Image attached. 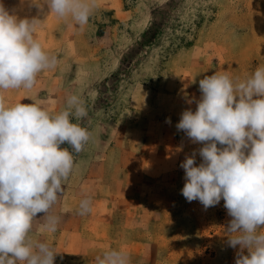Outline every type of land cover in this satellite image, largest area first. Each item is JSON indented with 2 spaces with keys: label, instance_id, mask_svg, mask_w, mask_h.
<instances>
[{
  "label": "rangeland",
  "instance_id": "374dc122",
  "mask_svg": "<svg viewBox=\"0 0 264 264\" xmlns=\"http://www.w3.org/2000/svg\"><path fill=\"white\" fill-rule=\"evenodd\" d=\"M98 2L81 29L49 13L44 0H0L21 18L40 19L37 38L58 57L39 74L38 90H9L7 103L52 107L79 94L88 115L78 122L92 133L73 152L78 167L52 209L61 217L57 232H41L36 221L34 238L58 252L54 264H95L107 249L128 251L131 264H235L239 246L227 243L232 217L223 199L205 209L181 194L180 165L196 151L198 166L203 144L176 125L184 110H196L187 100L200 99L205 76L226 71L243 80L264 65V0ZM85 194L93 210L80 216ZM67 203L77 204L73 217ZM66 225L81 234L61 237ZM69 240L71 250L60 251Z\"/></svg>",
  "mask_w": 264,
  "mask_h": 264
},
{
  "label": "clouds",
  "instance_id": "9594fccd",
  "mask_svg": "<svg viewBox=\"0 0 264 264\" xmlns=\"http://www.w3.org/2000/svg\"><path fill=\"white\" fill-rule=\"evenodd\" d=\"M43 4L58 20L81 29L99 7L98 0ZM40 23L0 3V264H54L58 252L34 238V223L42 221L41 232H57L61 217L52 209L76 166L73 152L79 154L92 139L78 122L88 115L79 94H69L55 113L40 103L9 104L5 99L9 90L30 91L39 74L58 64L37 38ZM199 90V100H187L196 103V110H184L176 125L193 143L203 144L198 166L196 151L180 165L181 194L205 209L223 199L232 217L227 243L239 246L235 264H264V65L243 80L215 72L199 81ZM92 210V198L85 194L78 215ZM39 213L44 215L36 220ZM95 264H131V257L124 249H107Z\"/></svg>",
  "mask_w": 264,
  "mask_h": 264
},
{
  "label": "crops",
  "instance_id": "0c3cea01",
  "mask_svg": "<svg viewBox=\"0 0 264 264\" xmlns=\"http://www.w3.org/2000/svg\"><path fill=\"white\" fill-rule=\"evenodd\" d=\"M56 81H57V78H56ZM41 82V80L39 79V78H37V83H36V85H35V87L32 89V91H34L35 92V90H38V85H39V83ZM47 90H53V88L52 87H49ZM33 102H36V103H39L40 101H38L37 102V100H32L31 102H26V104H31V103H33ZM21 103V102H20ZM23 103H25V102H23ZM53 103V106L52 107H50V105H52L51 104V102H50V104L48 105V106H46V107H48V109H49V111H51V112H53V113H55V112H58L59 110H61L63 107H64V105H65V102L64 103H60L59 105H58V102L57 101H54V102H52ZM76 167H78V165H76ZM77 208V204H72V205H69L68 203H67V205H65V207H64V212L65 213H71L70 215H71V217H73V215L76 213L75 212V209ZM68 214H66V216H67ZM69 215V216H70ZM61 237H68L70 240L71 239H74L75 237H78L80 234H81V231H80V229H78V228H74V226H72L71 227V225H66V226H64L63 228H62V230H61ZM60 233L58 234V238L60 237ZM73 236H75L74 238H73ZM70 240L68 241V243H64V244H59V246L60 245H62V248H61V246L60 247H58L59 248V250L61 251V250H65V251H69V250H71V244H72V242H70ZM63 246L65 247L64 249H63Z\"/></svg>",
  "mask_w": 264,
  "mask_h": 264
}]
</instances>
